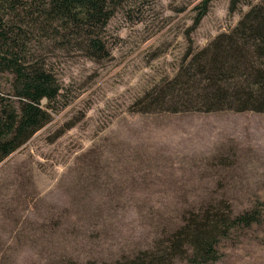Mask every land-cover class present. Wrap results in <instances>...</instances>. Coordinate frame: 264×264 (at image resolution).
I'll list each match as a JSON object with an SVG mask.
<instances>
[{"label": "rangeland", "instance_id": "1", "mask_svg": "<svg viewBox=\"0 0 264 264\" xmlns=\"http://www.w3.org/2000/svg\"><path fill=\"white\" fill-rule=\"evenodd\" d=\"M261 1L232 13L231 0H125L98 61L34 33L61 91L51 121L0 163V264H114L220 201L234 213L264 204V112L131 107L174 76L190 45L206 46ZM219 249L206 264H264V215Z\"/></svg>", "mask_w": 264, "mask_h": 264}, {"label": "trees", "instance_id": "2", "mask_svg": "<svg viewBox=\"0 0 264 264\" xmlns=\"http://www.w3.org/2000/svg\"><path fill=\"white\" fill-rule=\"evenodd\" d=\"M125 0H0V163L52 119L61 86L32 46L35 32L61 39L93 60L110 56L107 24ZM195 18L196 29L208 2ZM241 0H231L230 12ZM238 23L202 48L190 45L172 77H163L133 104L139 112H264V0L250 3ZM190 37V34H188ZM191 43L192 40H191ZM47 100L44 104L43 101ZM264 204L234 213L226 201L194 212L150 248L114 264H193L220 260L222 240L260 223Z\"/></svg>", "mask_w": 264, "mask_h": 264}]
</instances>
